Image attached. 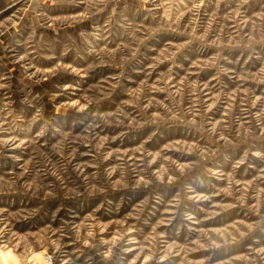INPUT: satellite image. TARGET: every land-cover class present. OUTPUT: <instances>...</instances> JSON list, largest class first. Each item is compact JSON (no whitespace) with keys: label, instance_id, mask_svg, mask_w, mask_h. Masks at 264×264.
<instances>
[{"label":"rangeland","instance_id":"obj_1","mask_svg":"<svg viewBox=\"0 0 264 264\" xmlns=\"http://www.w3.org/2000/svg\"><path fill=\"white\" fill-rule=\"evenodd\" d=\"M0 264H264V0H0Z\"/></svg>","mask_w":264,"mask_h":264}]
</instances>
